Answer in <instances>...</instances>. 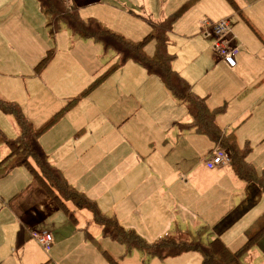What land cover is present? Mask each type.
Instances as JSON below:
<instances>
[{
    "label": "rangeland",
    "instance_id": "374dc122",
    "mask_svg": "<svg viewBox=\"0 0 264 264\" xmlns=\"http://www.w3.org/2000/svg\"><path fill=\"white\" fill-rule=\"evenodd\" d=\"M212 5L210 0H196L174 23L176 28L169 35L168 47L174 56L171 67L179 69L200 95L207 96L208 107H223L224 112L218 117L220 125L235 129L238 146L244 148L248 145L250 153L247 160L260 172L264 169V71L256 74V70L247 69L235 78L222 75L206 88L199 83L202 72L214 67L216 61L212 41L200 33L201 21L209 16ZM71 11L67 9L65 13L72 14ZM191 25L196 26V35L190 33ZM56 32L58 34L55 37L42 39L43 49L33 64L35 68L52 49L53 54L44 71L48 83L35 78L28 69L22 71L24 75L0 74V98L14 102L34 128H43L40 137L47 131L50 133L46 134L48 137L59 134L55 143L62 149H74L76 144L80 145L69 152V160L75 158L76 154L88 155L89 151V155H95L90 162L92 174L89 180L77 177L71 186L90 199L100 213L107 217L114 215L121 226L134 230L147 242L159 239L164 234L175 236L177 240L187 238L183 232H195L204 225L196 217L181 221L178 229L172 225L167 231L153 229L152 226L147 228L137 219L139 213L135 211V203L141 198L138 193H158L161 190L159 187L162 182L156 175L167 174L172 179L179 174H186L191 167L195 175L207 179L214 186L216 175L221 176L229 183V191L232 190V184L246 182L241 179L239 182L230 166L212 170L204 166L205 157L191 136L178 134L176 123L190 122L185 106L175 103L166 89L167 94L164 96L148 73L132 61H127L81 94L104 74L115 55L112 52L104 55L99 43L78 38L64 24H60ZM141 34L128 38L138 41L144 36ZM30 42L34 41L31 39ZM144 50L148 55H153L154 41L149 40ZM161 95L163 97L159 98ZM17 129L14 117L0 110L1 134L7 140H14ZM42 141L49 144L48 141ZM1 143L0 161L8 153L7 145ZM103 148L106 150V163L102 157ZM107 155L110 158L107 159ZM22 157V154L16 153L12 162L21 161ZM182 159L189 160L179 170L175 165ZM66 164V159L61 160L65 168ZM54 181L58 182L56 179ZM58 184L61 185L60 182ZM218 189L213 187L215 196ZM248 189L252 192L250 198L239 201L241 203L236 208L235 205L234 210L230 208L225 212L223 226L236 220L243 203L249 202L252 206L259 196L263 195L264 199V194H260L262 192L254 183L248 184ZM65 190L71 194L69 187L65 186ZM85 213L87 216L83 218ZM75 215L78 223L85 220L83 226L89 239L83 238V233L77 229L78 223L69 226L63 220L59 223L55 217L45 222L47 227L52 228L53 224L59 227L58 233L55 232V239L59 243L55 247L56 259L54 246L44 249L30 237L22 242V247L16 246L17 230L15 235L12 232L16 227L0 224V264H44L50 258L60 264H199L196 253L160 260L147 257L137 249L127 252L124 245L102 237L89 209L78 207ZM88 221L91 233L86 226ZM213 227H209L202 243L211 240L213 235L217 236L215 230L220 224ZM242 230L241 226L230 230L231 241L227 244L230 250L236 251L242 246L245 241ZM241 259L245 264H264V234Z\"/></svg>",
    "mask_w": 264,
    "mask_h": 264
},
{
    "label": "crops",
    "instance_id": "0c3cea01",
    "mask_svg": "<svg viewBox=\"0 0 264 264\" xmlns=\"http://www.w3.org/2000/svg\"><path fill=\"white\" fill-rule=\"evenodd\" d=\"M63 1L65 4L74 7L82 19L94 18L109 30L128 38L134 37L135 35H140L141 33H144L141 35H147L150 31V22H158L163 20L168 14L175 12L185 1L188 0ZM195 1L196 0L190 1L188 8ZM210 1L213 3V5L211 6L209 16H206L201 21L200 33L203 34L205 39L212 41V51L215 57V51L213 48L215 39L207 37L206 32H210L212 25L219 20L226 18L229 19L231 23V35L233 38L231 46L236 49L238 48L236 56L237 61L234 68H229L215 57L216 61L214 67L202 72L201 78L199 80L200 85H202L203 88H206L222 75L229 78L239 77L247 69L256 70V74H260L262 71H264V0H228L229 3H227V0ZM227 4L230 5L227 6ZM187 9L181 14V16L185 14ZM207 17H209L213 22H211ZM232 19H234L233 22ZM45 24L46 18L41 11L39 0H0L1 75L8 73H20L19 75H24L22 74L24 73L22 71H26L28 69L32 72V75L35 78L41 79V81L45 84L48 83V79L45 76L44 71L46 65L49 62L39 73H33V64L37 59L38 53L41 51V49H43L44 44L42 43V39L48 36L55 37L58 34V32H54L53 35H50L49 27H47ZM173 28H176V25L173 26L172 30L168 33V47L170 45L169 35L173 32ZM195 28V25H191L190 33L196 35L197 33ZM31 39L34 42H30ZM94 42L96 43V41ZM114 61L115 57L113 62ZM111 64H109L108 67ZM137 65L140 66L139 64ZM173 70L187 80L184 74L178 71L179 69L175 68ZM148 76L154 80L153 83L160 88L164 96L167 94L165 91L166 89L175 100V103H180L185 106L183 102L174 98L172 93L167 89V87H165L159 77L149 73ZM151 76L156 77L157 79H154ZM190 86L193 93L198 97L203 98L206 102V106L208 107L207 96L200 95L195 90L193 85L190 84ZM163 95H161L159 98H162ZM138 103L140 104V102ZM215 108H217V106L214 108L208 107L210 110ZM223 112L224 109L214 117L215 124H217L222 132L226 134H235V129L223 128L220 125L218 117L223 114ZM151 113H153V111ZM186 113L190 118V122L187 124L176 123L178 134H184V136L187 134L191 136L190 138L194 142L195 146L198 148V150H201L202 156L205 157L204 166L208 170H212L215 167L211 169L208 168L206 166V162L211 155V150L214 148L215 143L212 142L207 136L195 132V129L191 127L192 118L187 110ZM46 134L50 133L47 131L41 137L39 136L40 139L38 137V143L46 154L48 161L62 171L65 181L71 186L74 184L73 182L77 177L89 180L92 174L90 162L94 159L95 155H89V151L88 155L85 153L79 155L76 154L75 158L69 160V152L76 150V148H79L80 145L76 144V148H65V150L60 148V146L55 143V140L59 138V134L54 136L51 135V137H48L49 135ZM48 138H50V140H48ZM42 140L48 141L49 144L43 142ZM2 144L4 143H1V145ZM6 148L8 153L5 158L0 161V163L3 162L2 165L5 166V171L0 172V224H11L16 227V229L12 232L15 235V231L17 230L16 243L18 245L16 246L19 247L23 246V243L19 244L18 241V233L20 230H24L27 235L26 238L30 237L31 239H33L31 237L32 231L51 232L53 235L51 246H54V258L56 259L57 256L55 247L59 245V243L56 241L57 237H55V232L58 233L59 227H56L55 224L52 225V228L47 227L45 222L48 219H53V217H55L54 219H58L59 223L61 220H63L68 222L69 226H72V224L78 223L77 217L75 215V209L78 207H76L70 200L63 198V195L59 194V190L56 187L50 185V183L42 176L38 166L32 158H27L28 165L16 164V162H12L13 157L10 159L7 158L10 154V149L8 147ZM238 148L244 150L249 147L246 145L244 148L239 146ZM102 151L103 161L106 163L105 148H103ZM249 153L246 154V161L253 165L252 162L247 160ZM108 158L110 157L107 155V159ZM63 159L67 160V168L61 165V160ZM188 160H180L179 163L175 165V167L180 170V166L185 164ZM228 166L231 167L230 162L228 164L216 167L224 168ZM191 169L192 168L189 167L186 174H179L174 176L172 179H170V175L168 178L167 174L164 175L159 172V174L162 175H156V178L162 182L159 187L161 190L158 193H144V191L138 193L141 198L135 203V211L139 213V217H137V219L140 224L142 223L141 225L147 228L152 226L153 229L167 231L172 225H174L173 228L178 229V227H181L179 225L181 221H185L190 217H196L198 220L204 223V225L201 226H207L208 229L209 227L214 229L213 225L220 224L221 228L219 227L217 230H221H218V232L215 230V233H217V236H219V238L226 245L231 241V235L229 232L233 228L237 226L243 227L242 235L244 236V230L264 210L263 195L259 196L257 198V202H255L252 206H250L249 202L243 203L236 220L226 223V226H223L224 220L226 218L224 217V214L230 208L232 211L242 201L248 200L250 198L252 192L248 189V184L254 183L257 188H259V185L255 181L246 182L245 180L241 179L246 182L245 184H247V187L245 188V184H241L240 178L236 175L235 177L240 183L236 182L237 184H232V190L229 191L227 190L229 183L223 180L221 176L216 175L217 179L215 186L219 189L215 196L213 194V187L215 186L212 185L207 179L195 175L194 171ZM231 169L234 171L232 167ZM255 171L259 175L264 174V169H262L260 172H258L256 169ZM35 174L42 178L47 184L52 192V197L36 180ZM168 181L169 186L166 187ZM260 194L264 193L262 192ZM239 201L241 202L239 203ZM57 212L61 215H59ZM143 214L145 215L142 217ZM86 216L87 214L85 213L83 218ZM84 221H82V223H78L76 226L78 227L77 229L83 233V238L89 239L87 234H85L86 228L83 226ZM89 223L90 221L86 222L88 230ZM127 227L133 228L131 226ZM98 228L100 227L98 226ZM89 232L91 233L90 230ZM33 241L38 244L34 239ZM196 255L199 263V255ZM44 264H60V262L50 258L46 260Z\"/></svg>",
    "mask_w": 264,
    "mask_h": 264
},
{
    "label": "trees",
    "instance_id": "16d2710c",
    "mask_svg": "<svg viewBox=\"0 0 264 264\" xmlns=\"http://www.w3.org/2000/svg\"><path fill=\"white\" fill-rule=\"evenodd\" d=\"M190 1L192 0L185 1L175 12L168 14L163 20L150 22V31L138 41L109 30L94 18L82 19L77 10L65 4L63 0H39V4L46 18L45 25L49 27L50 35H53L59 29L60 24H64L73 35L81 39H92L102 46L105 54L112 52L115 55V61L106 69L104 74L81 94L94 87L100 79L110 72L118 70L127 61L139 64L149 74L159 77L174 98L185 104L186 110L192 118L191 127L195 129V132L207 136L215 145L220 146L227 152L235 174L246 182L255 181L264 193V174L259 175L253 165L246 161V154L249 153L250 148L239 149L235 134L222 132L214 122V117L223 110V107L219 106L213 110L208 109L204 99L195 95L189 82L171 67L174 56L168 51V33L172 30L174 22L188 8ZM67 9H71L73 13L66 14L65 10ZM149 40L154 41L153 55H148L144 50V46ZM47 53L49 55L35 66V73H39L48 63L53 54L52 49ZM0 110L5 114L12 115L18 128L14 140H7L0 132V141L10 149L7 158H12L16 153L22 154L21 161L16 162V164L24 165H28L27 158H32L42 176L50 185L59 190L63 198L70 200L76 207L87 208L93 213L94 222L100 227L102 237L124 245L127 252H130L131 249H137L147 257H157L160 260L175 258L185 253H196L200 258L199 264H245L241 259L243 254L251 249L259 237L264 234L263 210L244 230L245 241L236 251L230 250L219 236L213 235L211 240L202 243L203 236L208 232L207 226H200L195 232L186 230L183 233L187 235V238L177 240L174 238L175 236L165 234L159 239L147 242L134 230L121 226L114 216L107 217L100 213L90 199L65 181L62 171L48 161L46 154L38 143V137L41 135L43 128H34L14 102L0 98ZM2 164L3 162L0 163V172L5 171V166ZM55 179L61 185L54 181ZM36 180L52 197V192L44 180L38 175H36ZM65 186L70 188L71 194H67ZM26 236L24 230L19 231V244L26 239Z\"/></svg>",
    "mask_w": 264,
    "mask_h": 264
},
{
    "label": "built area",
    "instance_id": "2783aa9c",
    "mask_svg": "<svg viewBox=\"0 0 264 264\" xmlns=\"http://www.w3.org/2000/svg\"><path fill=\"white\" fill-rule=\"evenodd\" d=\"M207 37L214 38L215 57L229 68L236 65L237 49L232 47L231 23L229 19H221L212 25L210 32H206ZM230 162L229 155L220 146L216 145L211 150V155L207 159L206 166L214 168ZM31 237L44 249L51 246L53 235L48 231H32Z\"/></svg>",
    "mask_w": 264,
    "mask_h": 264
}]
</instances>
